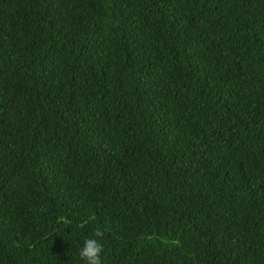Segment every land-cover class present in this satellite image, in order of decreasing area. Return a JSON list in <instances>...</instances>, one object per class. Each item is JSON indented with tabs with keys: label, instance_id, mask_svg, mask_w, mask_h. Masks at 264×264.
I'll return each instance as SVG.
<instances>
[{
	"label": "trees",
	"instance_id": "obj_1",
	"mask_svg": "<svg viewBox=\"0 0 264 264\" xmlns=\"http://www.w3.org/2000/svg\"><path fill=\"white\" fill-rule=\"evenodd\" d=\"M264 264V0H0V264Z\"/></svg>",
	"mask_w": 264,
	"mask_h": 264
},
{
	"label": "clouds",
	"instance_id": "obj_2",
	"mask_svg": "<svg viewBox=\"0 0 264 264\" xmlns=\"http://www.w3.org/2000/svg\"><path fill=\"white\" fill-rule=\"evenodd\" d=\"M103 232L97 230L92 237L87 238L82 249L79 252L81 259L87 264H102L101 253L104 251L103 245L99 242L97 237H102Z\"/></svg>",
	"mask_w": 264,
	"mask_h": 264
}]
</instances>
